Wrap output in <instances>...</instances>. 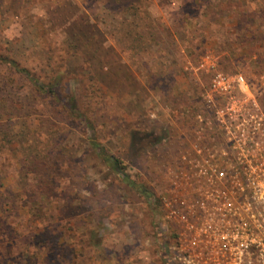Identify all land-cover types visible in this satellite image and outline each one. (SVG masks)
<instances>
[{
    "label": "rangeland",
    "instance_id": "374dc122",
    "mask_svg": "<svg viewBox=\"0 0 264 264\" xmlns=\"http://www.w3.org/2000/svg\"><path fill=\"white\" fill-rule=\"evenodd\" d=\"M144 1L156 29L138 51L112 36L124 15L112 17L106 0H15L28 18L12 15V6L0 9V29L24 44L29 65L44 55L37 50L53 45L54 65L93 70L102 97L96 107L84 97V106L90 115L94 108L99 112L97 138L147 189L145 194L129 186L124 174L111 168L89 144L85 124L69 120L57 105L39 107L44 114L33 115L29 125L40 126L45 119L39 128L44 144L53 125V150L46 157L56 163L50 170L54 185L49 194L40 191L44 186L34 171H23V154L8 156L4 188L23 192L22 208L9 217L17 229L5 243L14 245L15 260L9 264H23L16 255L27 247V253H36L31 246L36 225L53 227V239L63 227L77 229L65 234L67 248L53 254V263L178 264L172 258L174 226L161 199L179 152L180 130L207 104L213 74L241 73L251 80L264 71V0ZM50 21L51 43L43 36L52 28ZM69 81L71 88L76 81ZM187 113L189 119L183 118ZM147 133L154 140L148 146L142 142ZM96 233L98 245L90 242ZM43 249L42 256L36 254L38 264H50L47 245Z\"/></svg>",
    "mask_w": 264,
    "mask_h": 264
},
{
    "label": "built area",
    "instance_id": "2783aa9c",
    "mask_svg": "<svg viewBox=\"0 0 264 264\" xmlns=\"http://www.w3.org/2000/svg\"><path fill=\"white\" fill-rule=\"evenodd\" d=\"M162 197L178 264H264V71L216 72ZM189 119V114L182 115Z\"/></svg>",
    "mask_w": 264,
    "mask_h": 264
},
{
    "label": "trees",
    "instance_id": "16d2710c",
    "mask_svg": "<svg viewBox=\"0 0 264 264\" xmlns=\"http://www.w3.org/2000/svg\"><path fill=\"white\" fill-rule=\"evenodd\" d=\"M30 1L27 0V3ZM106 1V7L113 14L112 17L120 13L124 15V17L121 15L124 19L114 26L115 29L111 30L112 36L123 47L132 48L131 50L134 51L140 50L150 34L147 33L151 32L153 28L156 29L150 8L144 0ZM14 3L15 0L12 4L11 1L0 0V9H11L12 6V10H14L12 15L28 18L26 9L17 5L18 3L14 6ZM22 10L26 12L23 15L21 14ZM51 24L52 28L50 29ZM47 26L50 30L43 36H46L44 39L51 43L53 41V23L50 21ZM35 37L37 38L36 35ZM49 38L51 39L49 40ZM18 39L7 38L3 30L0 29V264H9V259L15 260L12 252L14 245L5 246V243L9 238L14 239V234L17 233L16 227H13L9 222V217L13 212L22 208L20 197L23 195V192L15 194L4 188V180L8 173V156L23 154L19 160L23 165V171H34L37 184L44 186L39 188L40 191L49 194L54 185V177L53 179L50 177L52 175L50 170L54 169L56 163L53 162L54 159L48 160L46 157L53 150V125L50 124L49 131H47L49 136H47L48 141L45 144L39 129L45 126V119H41L40 126L29 125V119L33 115L44 114V111L39 107L47 105L53 108V105H57L69 120L85 124L91 132V141H89L91 147L109 162L113 170L124 174L123 180L129 186L137 187L142 193L146 194L147 192L143 185L131 179V176L124 172L125 166L116 155L107 154L104 151L105 148L97 138L99 123L97 114L99 112L94 107L98 105L102 94L99 80L93 74V70L80 67L66 71L57 64L54 65L53 45L47 51L45 48L37 50V53L44 52V55H41L35 63L32 62L33 65H29L25 51L22 50L24 44L19 46ZM72 78L76 82L71 83V88H69V80ZM84 97L87 98L88 106L94 104L93 115H90L84 106L86 102ZM151 136L152 133L142 136V142L146 146L154 141H151ZM47 172L49 175H47L48 178H45L44 174ZM41 227V225L34 226L32 235L34 243L31 246H34L36 253H27L29 250L27 247L16 255V259H20V263L38 264L39 256L36 254L42 256L46 250L43 247L47 245L46 261L50 260V264H58V262L53 263V254L57 253L54 254L56 256L66 250L68 239L65 234L68 231H77L74 226L63 227L64 230L59 231L53 239V227L51 228L49 225H46L44 229ZM97 236L99 235L96 233L91 237L90 242L94 241V245L99 244ZM56 260L62 262L61 258Z\"/></svg>",
    "mask_w": 264,
    "mask_h": 264
}]
</instances>
